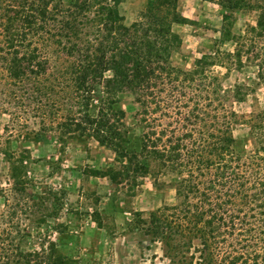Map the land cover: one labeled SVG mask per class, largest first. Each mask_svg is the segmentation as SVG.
Segmentation results:
<instances>
[{
    "label": "rangeland",
    "instance_id": "obj_1",
    "mask_svg": "<svg viewBox=\"0 0 264 264\" xmlns=\"http://www.w3.org/2000/svg\"><path fill=\"white\" fill-rule=\"evenodd\" d=\"M61 1L63 6L56 9L55 3L51 5L50 21L31 45L46 59L44 72L36 75L37 68L33 67L17 81L7 75L4 62L0 63V263L10 255L17 257L24 250H35L39 254L25 258L27 264H172L162 241L146 231V221L152 213L167 221L174 215L181 218L187 206L180 203L174 183L189 172L187 168L182 171V167L180 172L173 170L163 157L151 156L145 174L135 176L129 172L127 177L117 176L112 181L100 171L108 165L119 168L122 164L114 161L113 151L89 136L88 130H66L72 116L78 122L84 112L99 117L103 104L100 85L89 92L87 107L81 104L84 100L76 94L80 90L71 68L75 57L58 40L63 39L61 34L69 41L92 40L99 34L100 25L94 19L96 4L83 3L74 8L67 0ZM220 1L177 0V10L189 22L172 24L180 45L172 50L170 63L177 69L189 70L202 54L219 53L218 58L207 60L213 64H206L192 81L184 80V85H191L185 88L187 95L193 96V100L185 101L194 106L213 99L212 77L217 76L223 87L235 83L248 86L243 100L233 102L229 98L226 102L227 107L247 118L264 110V75L256 78L258 71H264V33L257 26L264 0H229L231 9L222 8ZM145 5L146 0H122L118 10L123 23L139 20ZM223 15H229V30L243 36L239 40L243 44L241 65L228 54L236 47L235 38L214 45L224 23ZM2 24L0 10V53L7 49ZM166 89L154 91L166 97ZM114 97V108L122 109L124 116L107 117L120 129V136L128 140V148L137 147L144 132L150 136L153 129L174 126L173 122L168 124L170 117L160 116L159 110L141 114V105L130 91L118 92ZM207 110L211 112L212 108L207 106ZM193 113L200 115L197 109ZM193 115H189L191 124L182 123L191 129L194 138L203 127L199 120L194 122ZM155 117L158 125L153 121ZM259 119L253 121L264 136V121ZM249 128L250 123H239L233 134H246ZM248 140L254 142L251 136ZM16 159L21 168L14 167ZM189 201L198 200L190 194ZM175 239L190 245V254H197L193 250L199 246L196 236L177 235ZM19 259L25 264L24 258Z\"/></svg>",
    "mask_w": 264,
    "mask_h": 264
},
{
    "label": "trees",
    "instance_id": "obj_2",
    "mask_svg": "<svg viewBox=\"0 0 264 264\" xmlns=\"http://www.w3.org/2000/svg\"><path fill=\"white\" fill-rule=\"evenodd\" d=\"M101 1L105 4L96 0H67V4L74 8L83 3L97 5L94 19L100 25V32L94 39L69 41L61 34L63 39L58 42L75 57L71 68L80 90L76 94L81 101L84 100L81 104L87 107L89 92L95 85H100V101L104 106L99 109V117L84 112L82 121L78 122V118L72 116L66 130H88L89 136L113 151L114 161L122 164L119 168L108 165L100 171L112 181L117 176L127 177L131 172L135 176L145 174L151 156L163 157V161L169 162L170 168L178 172L181 167L182 171L187 168L189 174L179 176L174 183L180 203L187 206L182 209L181 218L174 215L167 221L152 213L146 221V231L152 238L162 241L172 264L174 260L176 264H264V136L259 134L260 126L253 121L260 118L263 122L264 110L245 118L227 107L229 98L233 102L243 100L244 89L248 86L235 83L232 87H223L217 76L212 77L213 99L196 102L194 106L187 104L185 100H193V96L187 95L185 88L191 85H184V80L192 81L193 75L202 73L206 64H213L207 60L218 58L219 53L202 54L189 70L171 65V52L180 45V37L172 30V24L189 22L177 10V0H146L140 19L129 25L123 23L118 10L122 0ZM53 3L54 9L63 6L61 0H0L2 30L7 45V49L0 53V63L4 62L11 79L19 81L27 76L25 71L32 72L33 67L37 68L36 75L44 72L46 59L31 45L50 21ZM220 5L233 8L229 0L220 1ZM259 15L258 30L264 33V9ZM223 17L224 23L214 45L235 38L236 47L228 54L241 65L243 44L239 40L243 36L238 37L229 30V15ZM106 71L110 75H105ZM263 75L264 71H258L256 78L262 79ZM202 86L206 89L207 85L203 83ZM165 88L166 97L154 91ZM125 90L140 103L141 114H153L159 110L160 116L170 117L168 124L173 122L174 126L162 127L158 131L153 129L150 136L144 132L139 137V145L128 148V140L120 136V129L107 117V114L117 118L124 116L122 109L114 108L117 102L114 96ZM207 106L212 108L211 112ZM194 109L200 111V115H193ZM189 115L196 118L194 122H201L203 129L198 137L193 138L191 129H186L187 124L182 123L191 124ZM157 120L156 117L153 119L156 125L159 124ZM239 123H250L251 128L246 134H233ZM167 133L169 135L165 136ZM248 136L254 142L249 141ZM14 167L21 168L18 159ZM190 194L197 197L196 203L189 201ZM177 235L183 238L196 236L199 246L193 250L197 254H190L187 250L190 245L181 239L176 241ZM37 254L35 250H24L17 257L3 258L2 264H23L19 258H24L27 264L25 258Z\"/></svg>",
    "mask_w": 264,
    "mask_h": 264
}]
</instances>
